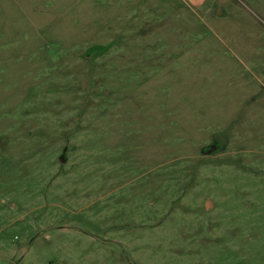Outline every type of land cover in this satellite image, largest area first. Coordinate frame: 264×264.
I'll return each mask as SVG.
<instances>
[{
    "label": "rangeland",
    "instance_id": "obj_1",
    "mask_svg": "<svg viewBox=\"0 0 264 264\" xmlns=\"http://www.w3.org/2000/svg\"><path fill=\"white\" fill-rule=\"evenodd\" d=\"M0 264H264V0H0Z\"/></svg>",
    "mask_w": 264,
    "mask_h": 264
},
{
    "label": "crops",
    "instance_id": "obj_2",
    "mask_svg": "<svg viewBox=\"0 0 264 264\" xmlns=\"http://www.w3.org/2000/svg\"><path fill=\"white\" fill-rule=\"evenodd\" d=\"M193 6H203L208 0H185Z\"/></svg>",
    "mask_w": 264,
    "mask_h": 264
},
{
    "label": "flooded vegetation",
    "instance_id": "obj_3",
    "mask_svg": "<svg viewBox=\"0 0 264 264\" xmlns=\"http://www.w3.org/2000/svg\"><path fill=\"white\" fill-rule=\"evenodd\" d=\"M220 150V147L216 144V145H213V146H210L206 149V153L208 154H213L215 152H218Z\"/></svg>",
    "mask_w": 264,
    "mask_h": 264
}]
</instances>
